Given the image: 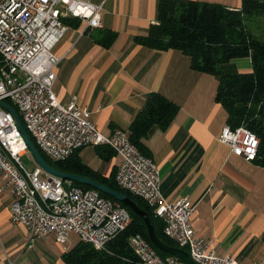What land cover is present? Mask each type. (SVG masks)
<instances>
[{
    "label": "crops",
    "instance_id": "crops-1",
    "mask_svg": "<svg viewBox=\"0 0 264 264\" xmlns=\"http://www.w3.org/2000/svg\"><path fill=\"white\" fill-rule=\"evenodd\" d=\"M90 1L103 6L102 27L87 29L75 19L53 47L61 57L54 83L58 99L77 97L105 136L117 128L130 135L131 123L153 93L175 102L179 110L169 126L154 125L142 139L159 166L163 197H185L196 206L193 228L217 254H230L238 264H264V167L220 141L228 112L215 99L218 77L193 69L191 57L180 49L137 42L158 22L160 0ZM197 1L242 5V0ZM110 33L115 38L105 46ZM221 68L227 74L248 72L253 61L234 58ZM102 147L85 146L76 156L110 177L120 156L113 152L105 158ZM12 201L10 188L0 191V264H66L64 254L76 242L69 236L61 243L54 235L32 240L24 225L11 221Z\"/></svg>",
    "mask_w": 264,
    "mask_h": 264
},
{
    "label": "built area",
    "instance_id": "built-area-1",
    "mask_svg": "<svg viewBox=\"0 0 264 264\" xmlns=\"http://www.w3.org/2000/svg\"><path fill=\"white\" fill-rule=\"evenodd\" d=\"M102 14L103 6L90 0H0V74L10 78V88L0 85V101L19 106L25 129L38 149L53 160L65 161L85 146L111 147L120 156L116 183L152 205L153 214L164 222L167 237L197 264H238L230 254H217L196 233L192 224L196 206L189 199L167 201L163 197L159 166L126 131L117 128L105 136L77 97L66 103L58 99L54 83L61 57L53 47L68 28L65 20L78 19L87 29H96L102 27ZM219 139L247 160L254 161L258 155L260 139L245 126L227 124ZM0 140L8 145V152L0 151V191L11 189V221L24 225L32 240L54 235L66 243L73 232L80 241L102 249L130 225L132 216L120 203L72 181L68 189H61L60 177L37 165L27 173H32L49 201V210H42L25 176L19 174L28 147L12 113L1 104ZM3 155L19 157L18 170H11ZM129 242L143 264H187L176 256H162L141 233L132 235Z\"/></svg>",
    "mask_w": 264,
    "mask_h": 264
},
{
    "label": "trees",
    "instance_id": "trees-1",
    "mask_svg": "<svg viewBox=\"0 0 264 264\" xmlns=\"http://www.w3.org/2000/svg\"><path fill=\"white\" fill-rule=\"evenodd\" d=\"M65 22L77 23L75 19H66ZM107 37L108 40L103 43L105 46L112 43L115 33ZM137 42L159 50L180 49L191 57L193 69L217 76L216 101L226 108L228 124L234 128L245 126L257 134L260 144L254 161L264 167V0H242L240 8L197 0H160L158 22L151 25L147 34L138 36ZM243 57L252 58V71L227 74L222 70V64ZM178 110L175 102L160 93H153L131 123V140L150 156L142 139L154 125L166 129ZM99 152L109 158L115 151L106 146L99 148ZM41 153L61 171L93 178L128 194L149 212L159 238L177 246L164 234V222L153 214L148 203L116 183V170L107 177L84 163L76 153L65 161H56ZM72 184L93 188L76 181H72ZM100 193L116 201L114 197ZM120 204L132 216L130 225L102 249L79 241L64 254L66 264H143L129 242L130 237L137 233H141L162 256H171L150 241L143 219Z\"/></svg>",
    "mask_w": 264,
    "mask_h": 264
},
{
    "label": "water",
    "instance_id": "water-1",
    "mask_svg": "<svg viewBox=\"0 0 264 264\" xmlns=\"http://www.w3.org/2000/svg\"><path fill=\"white\" fill-rule=\"evenodd\" d=\"M0 104L6 108L8 111H10L13 116L16 119L18 128L20 129L22 136L24 137V140L26 142V145L28 147V151L33 156L34 160L36 161L37 165H39L43 170H45L47 173H50L54 176L60 177L63 180H69V181H76L79 183H83L86 185H89L95 189L100 190L101 192L110 195L116 199L117 202L122 203L126 207H128L134 214L141 217L147 227V232L150 241L157 247L159 250L166 252L172 256H176L180 259H182L187 264H197L189 255V253L178 246L170 245L166 242H164L156 233L155 227L151 221V217L149 212L146 209H143L134 199H132L128 194L123 193L119 190H116L112 188L111 186L100 182L98 180H95L90 177H85L83 175H79L76 173L71 172H64L56 167H54L52 164H50L46 158L42 155L41 151L38 149L37 145L25 129L21 118L15 109V107L11 104H9L6 101L1 100Z\"/></svg>",
    "mask_w": 264,
    "mask_h": 264
},
{
    "label": "bare ground",
    "instance_id": "bare-ground-1",
    "mask_svg": "<svg viewBox=\"0 0 264 264\" xmlns=\"http://www.w3.org/2000/svg\"><path fill=\"white\" fill-rule=\"evenodd\" d=\"M0 85H2L3 88H10V78L8 75L0 74ZM13 106L15 107V109L17 110L20 116L19 106L18 105H13ZM12 121H16L13 114H12ZM17 130H20L18 128V125H17ZM0 151L8 152V145H6V142L4 140H0ZM3 162L10 165L11 170H18L19 157L15 155H3ZM19 174L20 176H25V182L27 184V187L29 190H31L32 197L34 200H36L37 205L42 210H49V201L45 199V194L41 189V185L36 184L35 177L32 175V173H27L26 165H19ZM68 183L69 180H63L62 178H60L61 189H68ZM118 185L124 189V184H118ZM147 203L153 212L152 205L149 204V202ZM151 247L154 248L153 246Z\"/></svg>",
    "mask_w": 264,
    "mask_h": 264
},
{
    "label": "rangeland",
    "instance_id": "rangeland-1",
    "mask_svg": "<svg viewBox=\"0 0 264 264\" xmlns=\"http://www.w3.org/2000/svg\"><path fill=\"white\" fill-rule=\"evenodd\" d=\"M257 20L262 21L261 19H257ZM22 161L25 163L28 170H33L37 166L36 161L34 160L33 156L31 155V153L29 151H27V153L23 155ZM43 174L45 175V173H43ZM70 241L76 242L75 243V245H76L80 241V238L78 237L77 234L71 232L70 233Z\"/></svg>",
    "mask_w": 264,
    "mask_h": 264
}]
</instances>
